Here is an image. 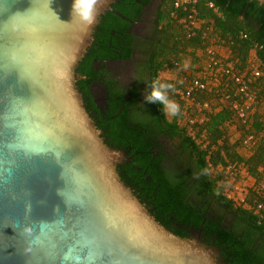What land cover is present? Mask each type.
<instances>
[{"label":"water","instance_id":"1","mask_svg":"<svg viewBox=\"0 0 264 264\" xmlns=\"http://www.w3.org/2000/svg\"><path fill=\"white\" fill-rule=\"evenodd\" d=\"M160 2L0 0V264H264L145 101Z\"/></svg>","mask_w":264,"mask_h":264},{"label":"trees","instance_id":"2","mask_svg":"<svg viewBox=\"0 0 264 264\" xmlns=\"http://www.w3.org/2000/svg\"><path fill=\"white\" fill-rule=\"evenodd\" d=\"M207 2H212L218 8L222 18L218 17L213 10L207 7ZM172 10L173 0H170L166 13L160 19V28L154 47L155 52L150 65V74L152 76L151 83L159 80L161 83L174 85V90H170L168 96L180 105L181 103L174 94L175 90L183 88L184 83L192 78L187 74L186 68L195 76L201 73L202 67L198 63L202 61L203 50L209 43L208 38L202 37L203 32L207 28L210 30L207 37H216L219 43L222 42V45L228 48L231 55H229L227 60L234 61L236 68L241 71L249 66V52L256 49L255 45L261 44L264 46V29L262 27L244 16L215 3L214 0H203L196 6V18L201 21V24L194 30L192 36H188V32L183 26L170 17ZM177 14L182 16L184 13L177 11ZM241 32L247 35L246 38H240ZM254 62L264 71V56L261 51L255 50ZM164 72L174 74L175 80H169L161 76V73ZM183 78H186L184 83L182 81ZM180 81L182 82L180 83ZM218 89L220 90L222 87H218ZM257 89L258 97H264L263 79L260 80ZM210 93L214 94L213 91L206 92L205 94L197 95V98L205 101V99L209 98ZM154 107L161 130L168 136L179 139L185 146L193 166L199 171L205 182L210 199L264 230V209L256 211L257 201L263 200L255 192L250 191L246 207L235 205L223 195L224 186L220 183V174L211 171L207 164V159H209L216 168L219 164H223L226 158L231 162L240 164L244 174L252 178L255 183L264 181L262 172L264 168V117H258V115L254 114L246 122H242L234 116L230 107L223 106L218 112L211 107L210 112H205L208 119L201 125L200 129L206 134L210 144L201 149L195 141L185 134L183 127L177 124L174 116L172 120L167 118L163 105L154 103ZM232 119H236L240 124L239 127L237 125L238 122L233 124L237 125L238 130L242 132V136L239 139L240 146L242 139L247 134H253L257 139L256 145L249 149L251 155L247 158L242 157L237 152L236 142L231 143L229 141V128L225 126V123L228 121L233 123ZM221 152H223L224 156L221 155Z\"/></svg>","mask_w":264,"mask_h":264},{"label":"built area","instance_id":"3","mask_svg":"<svg viewBox=\"0 0 264 264\" xmlns=\"http://www.w3.org/2000/svg\"><path fill=\"white\" fill-rule=\"evenodd\" d=\"M202 1L173 0L170 17L183 26L188 32V36H192L194 30L201 24V21L196 18V6ZM206 5L218 17L222 18V14L212 2H207ZM177 11L184 14L178 16ZM209 31L207 28L202 34L203 38H208L209 43L203 50L205 58L201 73L187 81V85L183 88L176 89L174 93L181 103V112L176 117V122L201 149L210 144L206 134L200 129L206 120L205 112L211 109V104L208 101L199 100L198 93L213 91L223 106L230 107L234 116L242 122H246L258 107L264 109V97H258L257 89L260 80H264V71L254 62L255 58L248 60L249 66L244 70L237 69L234 61L218 55L215 44L216 37H207ZM246 36L245 33H240V38L244 39ZM255 47V50L261 51L264 56V46L256 44ZM255 50L253 49V52ZM183 80L186 81V78ZM218 87H222V89L219 90ZM262 117H264L263 114ZM256 143L257 139L253 134H247L241 141L242 147L246 149L253 148ZM221 155L224 156L223 152ZM207 164L211 171L220 174V183L224 186L223 195L235 205L246 207L250 191L255 192L264 201V181L255 183L252 178L244 174L240 164L226 158L224 163L219 164L216 168L209 159H207ZM262 172L264 175V168ZM263 201H257L256 211L264 209Z\"/></svg>","mask_w":264,"mask_h":264},{"label":"clouds","instance_id":"4","mask_svg":"<svg viewBox=\"0 0 264 264\" xmlns=\"http://www.w3.org/2000/svg\"><path fill=\"white\" fill-rule=\"evenodd\" d=\"M97 4L98 0H73L71 15L73 18L78 17L83 23L90 25L95 20ZM147 88L150 91L146 92V102L163 105V110L168 115L178 116L180 114V105L168 96V92L174 90V85L155 80Z\"/></svg>","mask_w":264,"mask_h":264},{"label":"crops","instance_id":"5","mask_svg":"<svg viewBox=\"0 0 264 264\" xmlns=\"http://www.w3.org/2000/svg\"><path fill=\"white\" fill-rule=\"evenodd\" d=\"M215 44L217 45L216 49H217L218 55L221 56L222 58L229 59L230 52H229L228 48L226 46L222 45L223 44L222 42L219 43L217 39H216V43ZM249 53L250 54H249V59L248 60L252 59L253 57L255 58V52H253V50H251ZM204 58H205V55H204V52H203L202 53V61H199V63H198L199 65L201 64L202 68L204 67ZM186 69H187V74L190 75L192 78L197 76V75L195 76L193 73H191L188 70V68H186ZM182 81H183V83L186 82L183 79H182ZM182 81H180V83ZM186 85H187V82L184 83V86H186ZM199 94H205V93H198L197 95H199ZM217 97H216L215 93L214 94L210 93L209 98L205 99V101L208 100V102L211 104L212 109L214 111H216V112L221 110V108L223 107L222 102ZM263 110L264 109L262 107H258L256 110H254V112L251 114V116L255 114L256 116L258 115V117L259 116L262 117V114L264 115V113H262ZM210 111H211V109L208 112H210ZM174 117L176 118L177 116H174ZM207 119H208V117H206L205 122L207 121ZM232 120H233V123H231L232 121L231 122L228 121V122L225 123V126H228V128H229V130H228L229 141L231 143H235L236 142L237 143V152L242 157L247 158V157H249L251 155V152L249 151V149L241 147L242 145L240 146V144H239V139L242 136V132L238 130L237 125L239 127L240 124H239V122L236 119H232ZM235 122H238L237 125H233Z\"/></svg>","mask_w":264,"mask_h":264},{"label":"flooded vegetation","instance_id":"6","mask_svg":"<svg viewBox=\"0 0 264 264\" xmlns=\"http://www.w3.org/2000/svg\"><path fill=\"white\" fill-rule=\"evenodd\" d=\"M169 2L170 0H161V2L159 3V6H158V14H157V21H156V29H157V32L160 28L159 24H160V19L164 16V14L166 13L168 7H169ZM154 47H155V44H154ZM154 47H153V50H152V53H151V56H150V59H149V62H148V65H147V75H148V84L150 85L151 84V74H150V65H151V62H152V58H153V54H154ZM150 91V89H149ZM153 104V107H154V103ZM154 110H155V107H154ZM156 111V110H155ZM156 114V113H155ZM156 117H157V114H156ZM159 124V122H158ZM159 127H160V130L162 129L161 128V125L159 124ZM161 132L169 139V141L190 161V163L193 165L192 163V160L191 158L189 157L188 155V151L186 150L185 146L182 144V142L179 140V139H176V138H173L172 136H168L167 134H165V132H163L161 130Z\"/></svg>","mask_w":264,"mask_h":264},{"label":"rangeland","instance_id":"7","mask_svg":"<svg viewBox=\"0 0 264 264\" xmlns=\"http://www.w3.org/2000/svg\"><path fill=\"white\" fill-rule=\"evenodd\" d=\"M161 76H163L164 78H166V79H169V80H175L174 78H175V76H174V74H171V73H161ZM175 101V100H174ZM175 102H177V101H175ZM178 103V102H177ZM179 104V103H178ZM180 105V104H179ZM181 106V105H180ZM166 116H167V118L169 119V120H172V116L171 115H168V114H166ZM176 119V118H175Z\"/></svg>","mask_w":264,"mask_h":264}]
</instances>
